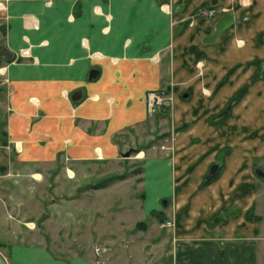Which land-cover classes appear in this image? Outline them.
I'll return each mask as SVG.
<instances>
[{"label": "crops", "instance_id": "1", "mask_svg": "<svg viewBox=\"0 0 264 264\" xmlns=\"http://www.w3.org/2000/svg\"><path fill=\"white\" fill-rule=\"evenodd\" d=\"M225 13L231 24L208 38ZM0 44L12 51L0 56L2 143L22 167L0 176H28L38 190L45 168L59 166L52 188L60 191L78 181L79 166L117 162L145 126L165 124L166 151L152 146L142 159L138 212L170 199L177 264H256L244 241L222 244L210 229L236 233L254 204L255 159L264 158V0H0ZM24 47L29 56L17 54ZM157 88L172 103L150 117L146 93ZM222 214L224 223L211 222ZM20 219L0 218V264H91L18 241Z\"/></svg>", "mask_w": 264, "mask_h": 264}, {"label": "rangeland", "instance_id": "2", "mask_svg": "<svg viewBox=\"0 0 264 264\" xmlns=\"http://www.w3.org/2000/svg\"><path fill=\"white\" fill-rule=\"evenodd\" d=\"M162 109L155 114L165 110ZM163 126V130L158 127L159 131L152 133L145 126L142 138L137 136L136 145L130 146L125 151L128 155L124 152L117 162L96 161L79 166L75 188L73 185H64L60 191L52 188L53 175L60 170L59 166L45 168L50 176L41 180L44 185L38 190L29 183L28 176L21 181L0 176V218L8 219L9 223L21 218L24 223L17 227L22 230L18 232V241H41L53 254L65 258L78 255L91 264H177L179 240L174 232L173 213L165 208L170 199L163 197L160 203L163 208L154 209L148 216L138 212L144 199L142 159L149 153V147L153 146L155 154L166 151L167 129ZM169 128L173 129L170 125ZM1 132L0 124V175L9 166L22 168L10 163ZM139 155L141 158H136ZM255 166L254 204L246 212L243 225L234 234L226 232L230 225L210 231L220 237L222 244L230 239L244 241L248 249H253L255 263L264 264V179L256 173L257 169L264 171V158L256 157ZM225 218L222 214L211 222L224 223ZM26 225H32L35 232L28 234ZM9 230L13 232L10 227Z\"/></svg>", "mask_w": 264, "mask_h": 264}, {"label": "built area", "instance_id": "3", "mask_svg": "<svg viewBox=\"0 0 264 264\" xmlns=\"http://www.w3.org/2000/svg\"><path fill=\"white\" fill-rule=\"evenodd\" d=\"M18 55L29 56V47H24L18 50ZM147 101V112L150 117L154 116L155 113L162 107H170L172 103V96L166 88H157L149 90L146 93ZM171 224L170 222L168 225Z\"/></svg>", "mask_w": 264, "mask_h": 264}, {"label": "water", "instance_id": "4", "mask_svg": "<svg viewBox=\"0 0 264 264\" xmlns=\"http://www.w3.org/2000/svg\"><path fill=\"white\" fill-rule=\"evenodd\" d=\"M232 15L229 13L223 14L220 19L215 24V31L208 36V38H212L216 36L219 32H221L224 28L229 26L232 22ZM0 56H3L5 58H11L12 57V51L8 49L5 45L0 44ZM125 155H128V152H125ZM218 168V164L214 163L210 166L209 171L206 175V179H209L214 176ZM256 173L258 176L264 177V171L257 169Z\"/></svg>", "mask_w": 264, "mask_h": 264}, {"label": "trees", "instance_id": "5", "mask_svg": "<svg viewBox=\"0 0 264 264\" xmlns=\"http://www.w3.org/2000/svg\"><path fill=\"white\" fill-rule=\"evenodd\" d=\"M186 126H187V124H184V125H182L180 128H185ZM216 174H217V173H216ZM216 174H215V175H216ZM215 175H214V176H215ZM214 176H213V177H214ZM213 177H211V178H209V179H206V180H210V179H212Z\"/></svg>", "mask_w": 264, "mask_h": 264}]
</instances>
